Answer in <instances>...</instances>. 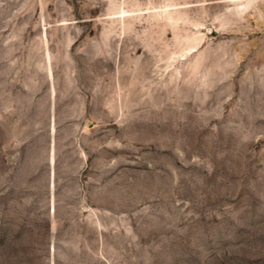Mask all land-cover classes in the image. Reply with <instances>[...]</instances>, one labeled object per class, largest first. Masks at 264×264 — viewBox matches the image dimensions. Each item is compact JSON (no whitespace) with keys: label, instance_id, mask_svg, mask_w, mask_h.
I'll return each mask as SVG.
<instances>
[{"label":"rangeland","instance_id":"rangeland-1","mask_svg":"<svg viewBox=\"0 0 264 264\" xmlns=\"http://www.w3.org/2000/svg\"><path fill=\"white\" fill-rule=\"evenodd\" d=\"M0 264H264V0H0Z\"/></svg>","mask_w":264,"mask_h":264},{"label":"bare ground","instance_id":"bare-ground-1","mask_svg":"<svg viewBox=\"0 0 264 264\" xmlns=\"http://www.w3.org/2000/svg\"><path fill=\"white\" fill-rule=\"evenodd\" d=\"M238 1H239V0H238ZM53 150H54V149H53ZM49 155H50V154H49ZM53 156H54V155H53ZM54 158H55V157H54ZM54 158H53V157L51 158V159H52V161H53V159H54ZM52 172H53V171H52ZM52 182H53V181H52ZM52 182H51V183H52ZM52 185H53V184H52ZM53 206H54V205H53Z\"/></svg>","mask_w":264,"mask_h":264}]
</instances>
